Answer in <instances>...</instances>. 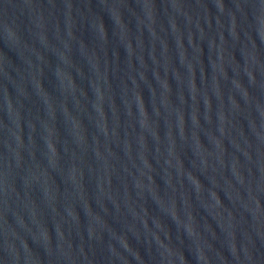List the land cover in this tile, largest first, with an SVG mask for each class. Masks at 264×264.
<instances>
[{
  "label": "water",
  "instance_id": "water-1",
  "mask_svg": "<svg viewBox=\"0 0 264 264\" xmlns=\"http://www.w3.org/2000/svg\"><path fill=\"white\" fill-rule=\"evenodd\" d=\"M0 264H264V0H0Z\"/></svg>",
  "mask_w": 264,
  "mask_h": 264
}]
</instances>
